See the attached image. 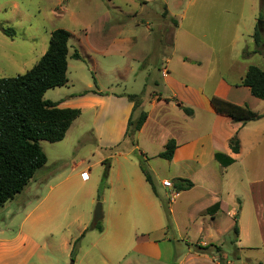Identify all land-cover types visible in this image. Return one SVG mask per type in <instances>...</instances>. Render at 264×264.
Masks as SVG:
<instances>
[{
  "label": "crops",
  "instance_id": "1",
  "mask_svg": "<svg viewBox=\"0 0 264 264\" xmlns=\"http://www.w3.org/2000/svg\"><path fill=\"white\" fill-rule=\"evenodd\" d=\"M18 1L6 0L0 5V12H6L9 5L19 8ZM107 2L108 8L114 10L112 1L107 0ZM158 2L159 0H142L140 4L149 5ZM245 2L250 12L246 27L243 26V19L238 16L234 6H227L224 9L220 7L221 10L216 11L213 8L215 4H212L206 6L205 9L196 11L195 15L192 14L190 17L186 13L182 14V10L176 14L166 11V15L162 17L157 28L159 32L160 28L170 27L172 29L171 44H164L168 46L170 51L158 68L159 77L154 80L155 85L162 88L163 91H155L152 96L146 98L142 94L114 93L111 89L104 90L89 83L83 92L69 94L65 100L57 103L61 109H78L81 111V116L73 122L65 139L59 143L67 140L76 122L85 113H88L91 116L89 129H92L93 136L96 137L98 134L96 150L97 148L116 149L121 153L124 148H131V152L140 151L143 159L152 163L151 160L159 159V154L165 150L168 142L174 140L177 148L173 159L171 161L165 160L169 163L171 182L174 186L176 179H188L194 184L191 190L174 191L175 193L170 195L169 193L176 189L163 186V182L168 180L167 178L158 177L159 180L156 183L149 174L154 185V189H152L141 168V175L123 170L119 171L115 180L116 200L111 206L115 216L111 219L110 234L106 239H103L108 229L102 225V231L99 232L100 238L93 237L95 242L89 244L102 257H107L106 252L101 249L104 240L109 239L108 242L115 245H120L125 240L120 205L124 202L130 204L132 199H135L141 207L148 224V230L141 237L137 236L135 241L128 243L124 255L121 256V264H221L208 254L194 252L189 244L183 251H175L171 245L170 223L168 224V221L171 219L172 226L178 229V221H182V215L186 216L193 225L202 220L203 223L200 222L198 229L199 233L204 232V230L209 232L210 227L207 223L211 222L215 235L209 233L207 239L202 241L200 245H211L213 243L208 241L216 238L215 242L220 243L224 234L234 229L236 222L239 223L238 220L236 221L238 206H240L241 214L240 219L238 218L239 221L243 217L245 209L243 196L252 201L253 216L264 222L263 175L259 169L255 168L251 171L249 167L251 155L259 156V153L255 154L262 140L257 133L259 127H256L255 121L245 125L233 122L228 116L218 112L212 104V99L218 98L240 107H247L254 112V109L260 104L259 101L264 102V100L255 98L250 89L242 85V80L249 67L257 66L264 71V57L258 53H253L256 49L253 36L260 16L262 0H245ZM95 3V7L100 6V0H95ZM226 3L234 4V0H226ZM219 4H222V0ZM79 8V3L73 0H57L54 6L58 17L66 14L77 18L80 16ZM84 11L85 9L80 13H83L85 20L77 22L76 26L84 35V44L87 49L85 55L92 63L90 70L99 69L102 71L97 56L106 57L109 53L110 55H117L119 58L121 56L126 57V54L133 47L129 41L124 45V40L119 38L120 34L123 33L124 24L117 19L116 11L101 12L100 8L98 9L99 13L93 8L89 13H84ZM208 16L226 19L227 23L233 21L231 23L232 39L226 48H221L223 45L220 43L215 45L205 42L199 36L201 33L199 31L204 29V19ZM146 25L148 30L152 31L151 24L147 22ZM182 28L184 29L183 33ZM55 30L57 29L48 31V43L40 45L41 54L34 66L47 52L51 33ZM221 33L220 36L223 38L225 32ZM43 40L45 41V37ZM79 40L81 41V39ZM32 41L34 44H38L36 39H32ZM160 46H163L162 40ZM244 53L250 54L246 56ZM79 55L81 54L79 53ZM69 56L70 46L68 69ZM257 57L262 64H257ZM6 59L11 61L10 57H6ZM182 67L188 76L183 84ZM210 68L211 79L216 78L217 82L211 89L206 83L208 81L206 76H201V71L206 73ZM108 70L110 73H117L118 75H123L129 71L123 70L117 61L110 64ZM129 95L137 96L141 102L139 109L135 112L133 111L134 103L128 99ZM166 99H176L179 104L168 102ZM180 105L192 109L194 115L192 117L187 116ZM139 111L147 113V119L141 130L135 134L136 144L133 145L125 135L130 117L132 115L134 117ZM236 134L240 141L238 153H234L230 147V141ZM44 152L47 156L45 167L35 174L20 194L8 202L12 203L22 198L17 201L20 214L17 215L19 217L18 222H15L16 230L10 232L8 223L4 221V224L0 225V264H55L52 259L54 252L52 239L54 238V229L57 226L63 232L61 249L68 256L72 254L71 250L74 243L78 239L86 238L87 220H77L79 225L78 236L70 231L76 222L74 214H71L70 220L69 217L65 216L59 222L58 217L62 211L58 202L60 184H51V182L57 181L59 177L54 176V180L49 177L50 173L47 171L49 157L47 152ZM217 153L233 159L234 163L228 167L222 166L215 158ZM77 161L71 155L57 153L53 164L56 165V171H62L61 177L64 176L67 181L84 164V160L78 158ZM67 166H70V169L63 171ZM141 166L145 167L142 162ZM32 184L35 189L29 198L28 193L25 195V192L33 188ZM198 189L200 195L196 196L194 201H181L184 194ZM160 191L166 197L170 195L173 198L174 196L173 200L170 199L168 207L165 202L161 201ZM32 198L35 199L33 202L30 200ZM8 203L0 208L1 214L7 210ZM66 210L70 211V208L66 207ZM227 218L230 219V222ZM225 219L227 226L223 229ZM54 222L57 223L56 226ZM238 227V239H240L241 236L243 237V229L239 225ZM64 232L66 233L64 234ZM180 237L179 240L182 241V236ZM161 242H165L167 246L162 247ZM239 244L240 240H238ZM239 248L243 250L245 246ZM87 254L88 252L83 250V256ZM227 264L232 263L227 262Z\"/></svg>",
  "mask_w": 264,
  "mask_h": 264
},
{
  "label": "rangeland",
  "instance_id": "2",
  "mask_svg": "<svg viewBox=\"0 0 264 264\" xmlns=\"http://www.w3.org/2000/svg\"><path fill=\"white\" fill-rule=\"evenodd\" d=\"M79 3V11L89 13L93 8L99 13L104 11H116L117 19L124 24L123 33L120 34L121 39L124 40V45L129 41L132 45V50L126 54V57L119 58L114 54H107L106 57H98L102 69L90 70L91 62L85 53L87 51L84 44V35L79 31V27L76 26L77 22H81L84 19L83 13L79 12L77 18H73L68 15L58 17L54 10V6L57 0H19L20 7L15 8L13 5H9L6 12H0V26L6 29H12L15 32L14 36L5 35L0 30V79L13 78L18 75L25 74L30 70L37 58L41 54L40 45L48 43V31L52 29L65 28V30L71 33L69 41L70 56H69V69H68V84L61 88H55L48 90L44 95V100L60 103L69 94H78L86 90L87 84L91 83L98 88L107 90L111 89L114 93H131L149 98L155 91L162 90L155 85L154 80L159 77V66L163 63L170 49L167 45L171 44L172 29H161L160 32L157 26L162 21V17L166 15V11L176 14L182 10V14L186 13L188 17L192 14L195 15L196 11L205 9L206 6L215 4L213 8L216 11L224 9L227 6H234L238 16L243 19V26L246 27L249 22L250 12L248 11L245 0H234V4L226 3V0H222V4H219L221 0H159L158 3H151L149 5H142V0H111L114 6V10L108 8L107 0H100V6L95 7V0H73ZM6 0H0V5L5 3ZM7 7V5H4ZM261 10V8H260ZM264 14V13H263ZM80 17V18H79ZM226 19H219L215 16H208L204 19V29L199 36L205 41L214 43H220L226 48V45L230 43L232 39V22L227 23ZM230 21V20H228ZM150 23L152 31H149L146 27V23ZM259 22L264 20H257L256 29H259ZM226 28V29H225ZM184 29L182 28V33ZM221 32H225L224 37L221 38ZM110 36V35H108ZM218 36V37H216ZM45 37V41L43 38ZM216 37V38H215ZM32 39H36L37 43H33ZM81 39V41L79 40ZM162 40L163 46H160ZM40 43V44H39ZM168 48V50H167ZM77 51L81 55V59L76 60L71 58V55ZM125 54V53H124ZM259 54V53H258ZM261 55V54H260ZM6 57H10L11 61H8ZM35 60V61H34ZM117 61L123 70H129L118 75L117 73H110L109 65ZM257 64L259 62L257 57ZM262 66V65H261ZM125 76V77H124ZM201 76L208 79L206 82L209 89L216 85V78L211 79V68L206 73L201 71ZM186 70L182 67V84L187 80ZM207 90V89H206ZM259 105L254 109V112L264 114V102L259 101ZM140 111L134 116V120L140 115ZM256 127H259L257 133L262 138L261 145L255 154L259 153L258 157L251 155V161L249 167L251 171L257 168L261 171L264 180V118L255 121ZM91 126V116L85 113L73 126L71 133L67 140L63 143H49L41 141V147L47 152L49 157L48 172L49 177L54 180V176L59 177L57 181L51 182L52 185L60 186L58 189V202L59 208L62 211L59 214V222L66 216L72 217L76 220L70 231L75 236H78V222L77 220H87V234L86 238L78 239L75 242L71 250L72 254L69 256L64 254L61 249V235L63 232L61 228L57 226L54 229V238L52 243L54 246V252L52 253V259L55 264H121V256L124 255L128 243L135 241L138 237L147 232L148 224L146 223L145 216L142 213V209L135 199H132L130 204L121 203V217L122 226L124 228L125 240L120 245L109 243L108 240H104V245L101 247L107 254V257H102L98 251L89 246L94 243L93 237L100 238L98 230L92 229L94 221V212L98 204L102 206L103 219L101 224L108 229L103 239H106L112 229L111 219L115 216L111 206L114 204L115 197V180L119 171H128L138 173L141 175V162L153 177V180L157 183L158 177L161 179L167 178L172 181L170 170L168 168L169 163L163 159L151 160L152 163H148L144 160L140 151L131 152V148H124V151L119 153L118 150H106L97 148V136H93L94 133ZM97 133V130H95ZM131 146V145H130ZM62 147H64L62 149ZM57 153L65 155H71L78 162V158L84 160V164L80 166L72 178L67 181L65 177H61L62 171H56V165L53 164L54 157ZM70 166L63 169L69 170ZM88 172L89 178H84V173ZM84 172V173H82ZM60 174V175H59ZM82 174V175H81ZM66 176V175H65ZM33 185V184H32ZM44 185V184H43ZM147 185V184H146ZM159 185V184H158ZM147 188L151 191L149 186ZM33 188L28 189L25 195L30 196L33 194ZM176 190L169 193L174 194ZM199 189L194 192L182 194V202L194 201L196 196H199ZM166 197L160 191V199L165 202L168 207L172 196ZM20 198L19 200H21ZM8 203V208L3 214L0 212V225L4 222L8 223L10 232L16 230L15 222H18L19 203ZM32 202L35 199H30ZM245 209L244 214L239 221L240 206H238L237 215L238 225L243 229V237L238 239L233 229L229 233H225L220 243L215 242L217 238L212 241L214 245L222 248L221 255L213 252L212 257L217 259L221 264H264V222L259 221L258 218L253 216L252 213V201L246 196H243ZM105 201V202H104ZM119 205V204H117ZM66 207L70 208V211L66 210ZM1 211V210H0ZM169 218V215H168ZM230 222V219L227 218ZM208 221H210L208 219ZM202 220H199L196 224H192L188 221L186 216L182 215V221H178V229L172 226V220L170 223V239L172 240V247L175 251H183L189 244L191 249L195 252L196 245H200L202 241L207 239L209 233L214 234L213 224L208 222L210 227L209 232L199 233V225ZM203 223V222H202ZM56 222L54 225L56 226ZM206 224V225H207ZM227 220L223 225V229L226 228ZM206 226H204L205 228ZM206 229V228H205ZM66 232H64L65 234ZM182 234V235H181ZM182 241L179 240L181 239ZM103 237V236H102ZM81 238V237H80ZM240 244L238 245V241ZM162 247H166L165 242H161ZM243 250L239 247H244ZM249 247V248H247ZM99 249V247H97ZM83 250L88 252L86 256H83ZM197 253V252H196ZM200 254V253H199ZM129 255V254H128ZM224 257V259H223ZM76 260H78L76 262ZM176 260V259H175ZM176 264V263H174Z\"/></svg>",
  "mask_w": 264,
  "mask_h": 264
},
{
  "label": "trees",
  "instance_id": "3",
  "mask_svg": "<svg viewBox=\"0 0 264 264\" xmlns=\"http://www.w3.org/2000/svg\"><path fill=\"white\" fill-rule=\"evenodd\" d=\"M264 0L261 2L259 20H264ZM0 30L8 36H14L12 29L0 26ZM71 33L65 29H57L51 33L49 47L45 55L37 64L23 75L13 78L0 79V208L20 194L34 178L35 174L47 164V156L40 142L58 143L65 139L73 122L81 116L78 109H61L58 104L44 100L48 90L61 88L68 83V54ZM256 49L264 57V34L257 29L253 36ZM250 53H244L248 56ZM79 60L81 56L77 51L72 55ZM242 85L250 89L252 95L264 100V71L257 66L249 67L242 80ZM128 99L134 103V112L141 105L135 95ZM168 102L179 104L176 99H166ZM212 104L216 110L228 116L233 122L245 125L248 122L261 120L263 115L257 114L247 107H240L222 99L213 98ZM184 113L192 117V109L180 105ZM147 113L141 112L137 120L133 115L128 122L125 137L136 144L135 134L139 132L146 122ZM230 147L234 153L240 150V141L237 134L231 139ZM177 144L170 140L159 158L171 161ZM216 160L224 167L234 163V160L224 154L217 153ZM146 181L154 189L153 181L141 166ZM194 184L188 179H176L174 188L177 192L188 191ZM99 232L102 224L99 222L92 226ZM234 234L238 238L239 227L236 222ZM238 241V240H237ZM78 241H76L77 243ZM195 252L221 255L222 248L216 245H196Z\"/></svg>",
  "mask_w": 264,
  "mask_h": 264
},
{
  "label": "water",
  "instance_id": "4",
  "mask_svg": "<svg viewBox=\"0 0 264 264\" xmlns=\"http://www.w3.org/2000/svg\"><path fill=\"white\" fill-rule=\"evenodd\" d=\"M259 31L260 33H264V22H259ZM102 220V206L98 204L96 210L94 212V221L93 225L96 226Z\"/></svg>",
  "mask_w": 264,
  "mask_h": 264
},
{
  "label": "built area",
  "instance_id": "5",
  "mask_svg": "<svg viewBox=\"0 0 264 264\" xmlns=\"http://www.w3.org/2000/svg\"><path fill=\"white\" fill-rule=\"evenodd\" d=\"M83 176H84L85 179H88L89 178L88 172H85ZM163 186L166 187V188H170V189L174 188L173 183L170 180L164 181L163 182ZM173 198H174V196H173ZM173 198H172V200H173Z\"/></svg>",
  "mask_w": 264,
  "mask_h": 264
}]
</instances>
